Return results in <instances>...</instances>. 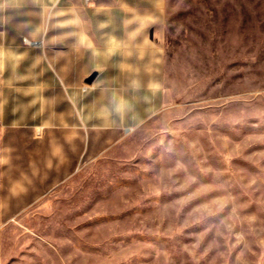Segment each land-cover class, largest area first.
<instances>
[{
    "label": "rangeland",
    "instance_id": "1",
    "mask_svg": "<svg viewBox=\"0 0 264 264\" xmlns=\"http://www.w3.org/2000/svg\"><path fill=\"white\" fill-rule=\"evenodd\" d=\"M89 2L77 20L92 24L93 59L104 63L118 50L100 28L120 17ZM118 2L139 14L141 90L115 129L99 127L95 105L93 128H69L67 99L56 97L68 2L9 13L6 25L18 14L46 33L24 48L0 43V125L8 90L21 89L9 75L42 77L54 93L45 113L58 110L56 186L0 227V264H264V0ZM98 66L86 82L112 78L113 65Z\"/></svg>",
    "mask_w": 264,
    "mask_h": 264
},
{
    "label": "crops",
    "instance_id": "2",
    "mask_svg": "<svg viewBox=\"0 0 264 264\" xmlns=\"http://www.w3.org/2000/svg\"><path fill=\"white\" fill-rule=\"evenodd\" d=\"M61 1L68 2L65 9L72 13L70 16L74 22L63 28L57 27L58 32L64 29V33L67 32L69 36L56 44V97L67 99L68 126L72 129L93 128V109L90 108L95 105L99 120L104 122L99 127L119 128L123 125L125 98L134 96L141 90L140 52L135 51L142 46L141 26L134 23V20L130 21V18L139 17V14L136 15L138 12L115 9V5H121L118 2L120 0L96 2L106 8L104 11L108 17H120L116 24H108L106 29L100 28L107 33L108 41L105 42L108 47L118 50L117 56L104 58V63L99 58L96 61L93 59L92 24L87 19L83 24L77 20V14L82 16V12L93 7L90 2L85 3L86 0H0V43L5 48H24L28 44L24 38L39 39L46 33L44 24L33 22L30 25V20L24 18L23 14V18L15 14L14 23L6 25L11 11L44 9L47 5H52V2H59L56 5V10L59 11L62 8ZM111 38L116 40L113 42ZM31 45L41 47L43 41H33ZM130 49L133 51H124ZM106 63L114 66L108 71L112 78L102 79L100 75L91 83L86 82V78L99 67L98 64ZM51 65L55 70V63L51 62ZM147 73L154 74L155 71ZM9 76L21 89L8 90L12 99L3 114L5 124L0 125V227L12 224L14 216L21 214L22 210L43 207L46 193L56 186L58 110L46 115L43 98L54 93L38 87L43 78L38 75L28 76V71L11 73ZM48 76L49 79H54L55 74ZM148 77L150 78V74ZM149 85L150 81L147 87ZM153 85L158 86L156 80ZM47 120H51V123L46 124Z\"/></svg>",
    "mask_w": 264,
    "mask_h": 264
},
{
    "label": "water",
    "instance_id": "3",
    "mask_svg": "<svg viewBox=\"0 0 264 264\" xmlns=\"http://www.w3.org/2000/svg\"><path fill=\"white\" fill-rule=\"evenodd\" d=\"M95 76H96V74H93L92 76H90V78H88L87 82L91 83L94 80Z\"/></svg>",
    "mask_w": 264,
    "mask_h": 264
},
{
    "label": "snow or ice",
    "instance_id": "4",
    "mask_svg": "<svg viewBox=\"0 0 264 264\" xmlns=\"http://www.w3.org/2000/svg\"><path fill=\"white\" fill-rule=\"evenodd\" d=\"M97 75H99V74H97Z\"/></svg>",
    "mask_w": 264,
    "mask_h": 264
}]
</instances>
